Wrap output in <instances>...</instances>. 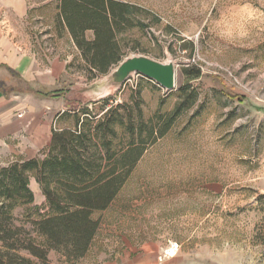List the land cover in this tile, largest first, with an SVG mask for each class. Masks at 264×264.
Listing matches in <instances>:
<instances>
[{
  "label": "rangeland",
  "instance_id": "rangeland-1",
  "mask_svg": "<svg viewBox=\"0 0 264 264\" xmlns=\"http://www.w3.org/2000/svg\"><path fill=\"white\" fill-rule=\"evenodd\" d=\"M15 1L26 8L22 20L9 6ZM118 1L134 6V22L141 24L118 35L122 59H171L176 81L170 93L134 76L95 100L102 93L92 85L118 63L90 74L69 33L56 30V0H0L19 47L43 64L65 62L48 92L65 104L57 128H73V113L96 123L111 112L122 121L115 128L118 146L128 137V119L144 121L137 134L145 139L150 125L158 132L177 105L182 109L163 137L154 134L109 208L92 214L99 228L87 255L71 261L49 250L50 264H264V213L257 201L264 194V0ZM85 38L93 40V32ZM188 69L201 76L186 78ZM6 144H0V169L48 154L47 147L26 158ZM29 188L33 202L17 204L5 223L30 230V221L46 211L32 176ZM5 252L0 241V255Z\"/></svg>",
  "mask_w": 264,
  "mask_h": 264
},
{
  "label": "trees",
  "instance_id": "trees-1",
  "mask_svg": "<svg viewBox=\"0 0 264 264\" xmlns=\"http://www.w3.org/2000/svg\"><path fill=\"white\" fill-rule=\"evenodd\" d=\"M56 2V30L59 35L69 33L92 75L105 74L119 63L123 53L118 35L125 29L141 26L134 22L136 8L118 0ZM88 30L94 35L91 41L85 38ZM183 75L188 79L201 76L198 69L185 70ZM181 110L177 105L158 132L150 125L145 139L137 134L144 128V121L140 119L134 124L128 119V137L124 144L121 139L118 146L114 143L115 128L121 126V119H114L110 112L105 120L93 123L73 113V128L52 132L45 159H30L1 168L0 198L6 204L0 205V241L6 252L0 255V264H50L49 250L61 252L67 260L83 259L99 228V221L92 214L109 208L146 146L154 142V134L163 137ZM30 176L40 187L46 211L38 212L39 218L30 221L32 228L27 230L5 222L11 221L9 211L17 204L33 202ZM257 201L264 213V194ZM33 235L42 241L35 243Z\"/></svg>",
  "mask_w": 264,
  "mask_h": 264
},
{
  "label": "crops",
  "instance_id": "crops-1",
  "mask_svg": "<svg viewBox=\"0 0 264 264\" xmlns=\"http://www.w3.org/2000/svg\"><path fill=\"white\" fill-rule=\"evenodd\" d=\"M3 4V3H2ZM0 3V144L16 145L11 150L26 158L50 145L52 132L65 111L62 99L48 94L65 73V62L50 58L39 61L34 54L19 47L13 38L8 9ZM18 20L27 11L21 2L9 3ZM21 88V89H20Z\"/></svg>",
  "mask_w": 264,
  "mask_h": 264
},
{
  "label": "water",
  "instance_id": "water-1",
  "mask_svg": "<svg viewBox=\"0 0 264 264\" xmlns=\"http://www.w3.org/2000/svg\"><path fill=\"white\" fill-rule=\"evenodd\" d=\"M142 76L152 81L168 94L175 88L176 66L171 59L158 62L142 55L123 58L114 69L92 85V91L100 92L95 100H102L109 91L119 90L130 78ZM107 89L103 92L100 89ZM106 92V93H105Z\"/></svg>",
  "mask_w": 264,
  "mask_h": 264
}]
</instances>
